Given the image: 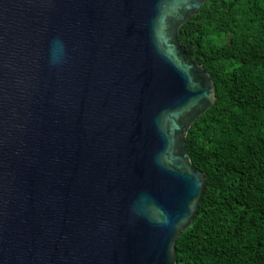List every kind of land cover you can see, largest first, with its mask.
Listing matches in <instances>:
<instances>
[{"label":"water","instance_id":"obj_1","mask_svg":"<svg viewBox=\"0 0 264 264\" xmlns=\"http://www.w3.org/2000/svg\"><path fill=\"white\" fill-rule=\"evenodd\" d=\"M207 0H0V264H178L215 103L180 30Z\"/></svg>","mask_w":264,"mask_h":264},{"label":"trees","instance_id":"obj_2","mask_svg":"<svg viewBox=\"0 0 264 264\" xmlns=\"http://www.w3.org/2000/svg\"><path fill=\"white\" fill-rule=\"evenodd\" d=\"M180 41L217 99L186 140L207 188L178 264H264V0H207Z\"/></svg>","mask_w":264,"mask_h":264}]
</instances>
